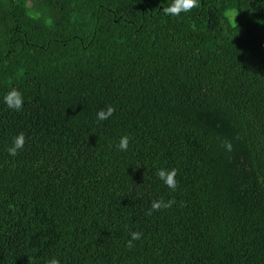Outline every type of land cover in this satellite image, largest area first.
Listing matches in <instances>:
<instances>
[{
    "label": "trees",
    "instance_id": "obj_1",
    "mask_svg": "<svg viewBox=\"0 0 264 264\" xmlns=\"http://www.w3.org/2000/svg\"><path fill=\"white\" fill-rule=\"evenodd\" d=\"M171 3L0 0V264H264V0Z\"/></svg>",
    "mask_w": 264,
    "mask_h": 264
},
{
    "label": "clouds",
    "instance_id": "obj_2",
    "mask_svg": "<svg viewBox=\"0 0 264 264\" xmlns=\"http://www.w3.org/2000/svg\"><path fill=\"white\" fill-rule=\"evenodd\" d=\"M200 6V0H172V3L167 7L162 9L165 16H179L181 13L191 12L194 8H198ZM4 102L9 109L19 112L24 105L23 95L15 88L11 89L6 96L4 97ZM115 109L112 106H106L104 109H100L97 112V120L104 121L109 119ZM131 137L128 135H124L120 137L119 143L117 147L120 151H127L129 148V141ZM25 144V136L23 133H19L15 137H13L12 145L7 149L10 156H16L20 150L23 149ZM225 148L227 150H231V144L225 143ZM155 175L163 182V184L175 191L178 187L177 181L175 179L177 175V170L175 168L167 170V169H159ZM175 203L174 200L164 201L163 199L154 200L151 203L150 209L146 212V215H151L154 211H160L162 209L171 208ZM130 239L126 241V247L132 248L134 247L133 242L138 241L142 237L141 232L132 231L129 233ZM46 264H60V261L56 258L49 259Z\"/></svg>",
    "mask_w": 264,
    "mask_h": 264
}]
</instances>
